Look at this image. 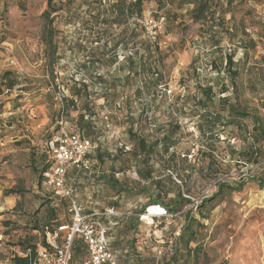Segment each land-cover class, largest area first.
<instances>
[{"label":"rangeland","instance_id":"374dc122","mask_svg":"<svg viewBox=\"0 0 264 264\" xmlns=\"http://www.w3.org/2000/svg\"><path fill=\"white\" fill-rule=\"evenodd\" d=\"M117 1L74 0L68 9L62 6L66 0H55L64 9L54 15L56 61L49 65L42 19L47 0H0V264H11L21 253L19 241L28 246L40 244L45 226L69 220L67 208L47 188L40 170L49 162L48 142L53 137L63 132L83 133L77 120L80 113L87 112L84 99L74 97L75 79L86 83L89 105L100 117L96 134L84 135L98 143L101 151L114 155L103 162L111 172L84 185L85 200L90 188L92 208L116 206L114 201L121 199L122 210L136 213L154 204L151 201L174 203L180 192L188 200L196 199L219 180L228 185L197 211L192 202L182 201L176 218L152 226L138 224L131 231L123 226L118 233L125 248H116L120 264H264V183H259L264 182V160L257 164L248 156L253 140L247 132L253 133L254 120L244 119L241 124L247 128L242 132L217 120L213 126L211 114L229 116L228 106L224 107L228 103H221L220 95L235 81L234 90L227 89L231 104L261 118L264 124V0H234L230 8L228 0H212L218 10L215 19L223 15L227 20L212 33L210 27L218 24L214 18L195 23L187 14L193 5L162 9L160 0H146L142 18L126 17L123 24H115ZM96 17H107L110 24L104 25ZM149 19L159 25L155 38L150 35ZM203 34L215 38L203 41ZM213 41L219 47L211 52ZM147 43L152 44L151 59L157 63L162 83L173 90L169 102H177L189 90L194 97L196 84L215 87L216 103L208 108L210 114L203 113L210 116L209 121L180 106L181 111L175 110L171 117L186 121L179 124L170 119L173 125H169L151 95L142 106L138 96L130 94L132 87L142 86L145 75H156L141 68L149 57ZM156 45L159 50L155 53ZM230 54L234 64L228 69L226 56ZM235 70L239 73L236 79L231 74ZM5 72L12 75L9 80H15L12 90ZM72 98L77 108L70 107L62 115L63 102ZM147 109L153 111V119L157 114L161 124L174 130V153L158 147L156 154L139 158L134 151L130 132L148 137L150 143L156 141L148 136L143 116ZM129 112L134 124L126 119ZM166 130L158 137L163 138ZM121 147L130 150L121 153ZM193 147L199 148V158L183 159L181 153ZM142 173L151 179H143ZM12 189L19 193L7 195ZM52 209L57 210V223L51 219ZM190 210L197 241L185 249L179 237ZM170 240L177 242V252L167 251L159 258L157 251L171 248ZM132 242L134 251L128 252ZM84 258L82 253L73 264Z\"/></svg>","mask_w":264,"mask_h":264},{"label":"trees","instance_id":"16d2710c","mask_svg":"<svg viewBox=\"0 0 264 264\" xmlns=\"http://www.w3.org/2000/svg\"><path fill=\"white\" fill-rule=\"evenodd\" d=\"M74 0H66V2H64V4L62 6L64 7H68L73 3ZM146 0H118L115 8L117 9L116 11V16L112 19V22L115 24H123L124 22L122 21L123 18L127 19L129 17H137V18H142L143 12H144V2ZM160 5L161 8H166L167 6L170 7V9H174L176 4L180 5V7L182 6H191L193 5V7L187 12L189 18L191 21H194L195 23L201 22V21H208V17L210 16V18H214V20L216 22H218V24L211 26L209 33H212V31L217 28L218 26L224 27L225 24L227 23L226 18H224V16L219 15L218 19H215V16L218 12L217 7H214V5L212 4V0H160ZM234 0H228V7L230 8L233 5ZM47 9L44 11L43 15H42V19L44 20V24H45V29H44V34H43V41H45V43L48 46L49 49V53H48V57H49V65L51 63H55L56 61V49H55V44L53 41L54 35L56 33L55 31V27H54V22H55V14L59 13L61 10H63L64 8L60 7L58 8L55 0H47ZM69 9V7H68ZM169 9V10H170ZM224 11V9H222ZM97 21H99L100 23H103L104 25H108L109 23V18L107 17H102V18H95ZM226 31L230 32L229 29H226ZM202 37H204L202 40L203 41H207V40H213L215 37H213V35L209 34V35H202ZM252 48H254V43H251ZM219 47V43H217L216 41H213L211 46H210V51L214 52L213 50L218 49ZM152 44L151 43H147L146 44V51L149 55V57L146 59V61H144L143 66L141 68H143V70L147 69L149 71H152L153 74H156L159 76L160 71H158L156 65V61H154L153 58V52H152ZM247 50V45L246 47ZM158 46H155V53L156 51L158 52ZM247 52V51H246ZM131 61L133 63L134 66V74L137 73V71H135V61L131 58ZM148 62H150L151 65H148ZM141 64V65H142ZM234 64V57L233 55H227L226 56V66L228 67V69L233 66ZM235 70L234 72H231V74L233 75L232 77H234V79H236L239 76L238 71ZM5 80H8V88L9 90H12L13 87L15 86V80H9L11 79L12 75L10 74V72H5L4 74ZM155 76V75H154ZM162 78V76H160ZM159 77V79H160ZM163 79V78H162ZM74 89H76V92L74 94V97L77 100L80 99H84V103H85V110H86V115L80 113L79 114V118L77 120L78 125H81L83 130V133H76V134H82L85 138L90 139L95 145L96 148L93 149L90 153V159L92 162V168L90 171L88 172H81V173H85L88 175H93L94 174V168L98 167L101 170V166L100 164L105 161L104 160V156L106 155V151H101L100 146L98 145V143L94 142V140L92 138H89L87 136L84 135V133H87V135H92V134H96V130L97 128H99L100 122H98L100 120V117L95 113V111L93 110V108L90 107L89 105V99H90V92L89 89L87 88L86 83L83 81H80V79H75L74 81ZM165 85V84H161L160 86H158L157 90H155L151 95V97L153 98V104L156 105V108H160L163 110L162 114H164L166 117L165 119L168 118L169 120V125H173V122H178L179 124H184L182 123L183 121L185 122L186 119L183 117L178 116V118H172L171 115H175L174 111L175 110H180L181 108L180 106L183 108V110H186L185 107H189V109L191 111H195V115L196 117H199L200 119L203 120H208L210 116L209 115H204L203 113H208L207 110H209L208 108L215 104L216 102H214V95H213V91L214 88L211 84L207 85V86H203L201 84H194L196 86V94H194V97L190 96V92L187 93V95H179L180 98L177 99V102H169L171 101V99H169V97L166 95L165 91H163L161 89V86ZM166 86V85H165ZM236 85V82L234 81V86L231 87V89L229 87L226 86V88L223 90V92L221 93V103L227 104L226 106H224L225 108H227L228 106V113L229 116L224 117L223 115H221L222 113H211L212 115H214V122H213V126L216 125V120L217 123L220 122L222 124H224V126L226 125H232V126H236L238 128L239 131L245 132L246 128L245 126H243L241 123L244 121V119H253L254 120V125H253V133H249L247 132V134L250 136H252V140L253 143L249 146V160L250 162H256L257 164L261 162V160H264V124L262 123L261 118L258 117H253L250 113H248L247 111H241L237 108L236 105L231 104L227 93L229 91H227V89L229 90H234ZM137 87V86H135ZM187 87H184V90ZM227 96V97H226ZM195 98V99H194ZM139 101V100H138ZM141 102V101H140ZM156 102V103H155ZM163 102V103H162ZM64 104L62 105L63 107L60 109V113L63 115L65 112H68L70 107H73L74 109L77 108L76 106V100L74 98L72 99H66L65 102H63ZM163 104V107L161 106ZM118 106H121L120 104H117ZM158 108V109H159ZM160 110V111H162ZM210 114V113H208ZM132 112H129L128 116L126 117L127 121H129L130 124H134L135 118L132 117ZM161 115V113H160ZM159 115V117H160ZM158 116L157 114L154 116V121H153V126H152V132L150 131V127L147 126V131H148V136L155 138V142L150 143L148 141V137H138L137 134L130 132V136L133 137L132 141L135 143V148L134 151L138 153L139 158L145 156V157H150V155L152 156L153 154H156L157 148L158 147H164V150L166 152H173V150H175V147H177L176 143L173 141V139H175V132L174 130L171 131L170 126L168 124L165 123H160V121L158 120ZM172 121H171V120ZM159 121V122H158ZM164 125V127H162ZM165 127H167L165 129ZM179 127L176 126V129L178 130ZM225 128V127H223ZM165 131L163 134V138H159L158 137V133L161 131ZM52 140V139H51ZM50 140V141H51ZM49 141V142H50ZM165 141V142H164ZM48 142V143H49ZM121 153L125 152V149H123L121 147L120 149ZM174 153V152H173ZM47 154L49 155V162L47 165H45L43 167V169L40 170V175L41 178L43 177L44 179V175L46 173V171H48V169L51 167L53 160L52 157L49 154V150L47 151ZM119 154L116 155V157ZM101 158V160H100ZM146 159V158H145ZM252 159V161H251ZM101 161L100 163L98 162ZM145 161V160H144ZM152 169H150L149 174L153 171H151ZM96 175V174H95ZM142 178L143 179H151L150 175H145L142 173ZM70 180L69 178V172L67 174V181H66V186H70L72 188H74L73 186H71V183L68 184V181ZM259 183H264L263 181L259 182ZM244 185H241L239 187L242 188ZM225 187H228L227 184H225L224 182H220L219 183V188H218V193H216V195H213L212 197L207 198L205 200H203V203L198 207V210L201 209L204 204H208L211 203L213 201V199L218 196V194H220L221 190L224 189ZM264 187V186H263ZM75 190V194H76V199L78 200V191L76 188H74ZM19 192L16 189H12L6 192L7 195H16ZM55 195V194H54ZM57 198H59L60 203H62V205L65 206V208H67V210H69V206L70 204H68L67 199H63L60 196L55 195ZM190 200V199H189ZM188 199L184 198L183 195L181 194V192L178 195V198L174 201V203H165L162 202L161 200H155V201H151L154 202V204H160L162 206H165L168 211L175 215L173 218H176L178 216V211H179V206L180 203L182 201H187V202H192L189 201ZM81 206H83V204H80ZM109 208H115L118 210V208H116V206L114 205V207H109ZM109 208H105V209H101L98 211H94V212H90L89 214H94V213H98V212H105L107 209ZM145 208H141L138 212L136 213H129L130 215L128 216H134L131 217V222L126 223V222H121L123 217L120 216H115V217H107V216H99L98 219L101 220L102 222H104V224L107 226L108 231H107V236H109V241H110V247L112 252L117 255V257L119 258V253L118 250L116 248H121V246L123 247L122 250H124L125 246L123 245L122 241H120L121 236H119V230L121 228H123V226H126V229L131 231L132 229L135 230L138 226V224H143L141 222V220L139 219L138 215L141 214ZM129 212V211H128ZM192 214H194L192 212V210L188 211L185 215V217L187 218V223L186 225L183 227V229L181 230V236L179 237V241L183 242L184 244V248L188 249L190 247L191 244L195 243L197 241V234L194 231V225H195V219L193 218ZM51 219L53 221H56L57 223V218H58V214H57V210L52 209V214H51ZM70 223V221L68 220V222H66V224ZM66 224L63 225H53V224H49L48 226H45L42 229V232L44 234V240L40 243V244H33V245H26L25 241H19L17 243V245L20 246L21 248V253L15 255L12 259L11 264H32V262L34 261L35 257H36V250L38 248L39 245H42L44 247H48L47 244V234L49 232H55L56 230H58L59 227L64 226ZM38 229V228H35ZM117 231V234H116ZM60 240L59 243L61 245H63L66 242V233H61L60 234ZM177 244V242H176ZM177 246V245H176ZM133 242L127 246V249L129 250L128 252H132L134 251L133 249ZM120 250V251H122ZM136 250V249H135ZM193 252H195L194 250H192ZM84 254L85 258L83 259V261L80 264H83L86 260L89 259V253H88V246L86 243V240L83 236H75V239L73 241L72 244V250H71V254H72V258H71V262L70 264H73V261L80 256L82 253ZM177 252V251H176ZM175 252V253H176ZM174 257V256H173Z\"/></svg>","mask_w":264,"mask_h":264},{"label":"built area","instance_id":"2783aa9c","mask_svg":"<svg viewBox=\"0 0 264 264\" xmlns=\"http://www.w3.org/2000/svg\"><path fill=\"white\" fill-rule=\"evenodd\" d=\"M152 31L150 35L155 38L156 31L159 27L158 23L149 19ZM168 97H172L173 90L165 85L161 86ZM63 97H59L62 103ZM144 120L147 121V126L152 132L153 126V111L145 110ZM96 145L82 134L65 133L57 135L48 143L49 154L52 157L53 163L44 175V182L48 189L57 196L67 199L69 206L68 214L70 223L61 226L55 232L47 234L48 247L39 245L36 250V257L32 264H70L72 254V244L75 236H83L88 246L89 259L83 264H120L119 258L115 255L110 247L109 236H107L108 228L98 219L99 216L115 217L121 214L115 208L107 209L105 212H98L94 214H87L85 208L78 203L76 199L75 190L72 187L66 186L68 171L74 170L78 173L88 172L92 168L90 153ZM125 151L130 148L125 147ZM199 148L193 147L189 151L181 153L183 159L188 161H195L199 158ZM177 181V178H175ZM178 182V181H177ZM221 180L216 181L211 188L204 191L196 199L190 198L192 201V208L197 211L198 207L203 203V200L211 197L213 193L218 190ZM180 184V181L178 182ZM175 215L171 214L165 206L160 204H150L147 208L138 215L141 222L145 225H154L159 221H164L173 218ZM66 233V242L61 245L59 243L60 234ZM171 248L163 251L158 250L159 258L164 257L169 251L174 254L176 251V244L174 240H170ZM174 246V250H173Z\"/></svg>","mask_w":264,"mask_h":264},{"label":"crops","instance_id":"0c3cea01","mask_svg":"<svg viewBox=\"0 0 264 264\" xmlns=\"http://www.w3.org/2000/svg\"><path fill=\"white\" fill-rule=\"evenodd\" d=\"M143 79H144V83H142V86L132 87V89L130 90V94H134V96H138V97H136V99L142 102V106L145 105V100H148L147 99L148 96L150 97V94H152L155 90H157L158 86H160L163 82V79L161 77L159 79L158 75H155L153 77L145 75ZM195 90H196V88H195ZM189 92H190V90H189ZM161 106L163 107V104ZM162 127H164V125ZM166 128L167 127H165V129ZM113 157H114V155L110 157L109 154H106L104 156V160L107 161L108 158H113ZM100 160H101V158H100ZM98 162L100 163L101 161L98 160ZM100 166H101V170L98 167L94 168V174L93 175H88L85 173H78V172L71 170V169L68 171L69 172V178H70V180L68 181V184L71 183V186H73L74 188L77 189V191H78V203L83 204V207L85 208V211L87 214H89L90 212L101 210V209H96V207L92 208L89 205L90 199H92L91 195H90V192H91L90 188H88V190H87V195H88L87 200H85L84 192H83L85 190V188H84L85 184L87 186H90L89 184L90 183L93 184L95 182V179H97V177H105L106 175H108L107 173L111 172L107 167L105 168V166L102 163L100 164ZM121 201H122L121 199L118 201H114V203H116V208H118V210L116 209V211H118L121 214L120 217H123L121 219L122 223L123 222L129 223V222H131V217H134V216H132L134 214H132L131 216H128V215H130L129 214L130 212H128L129 209L122 210L121 207H123V205H122ZM102 209H105V208H102Z\"/></svg>","mask_w":264,"mask_h":264}]
</instances>
